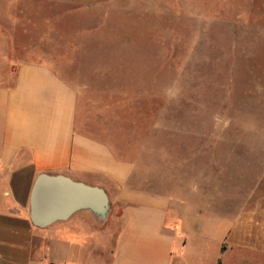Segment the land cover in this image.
Instances as JSON below:
<instances>
[{
	"label": "rangeland",
	"instance_id": "1",
	"mask_svg": "<svg viewBox=\"0 0 264 264\" xmlns=\"http://www.w3.org/2000/svg\"><path fill=\"white\" fill-rule=\"evenodd\" d=\"M37 54L123 120L160 192L228 210L234 169L214 183L211 161L264 162V0H0V75L7 56ZM216 251L185 253L203 264H264V252Z\"/></svg>",
	"mask_w": 264,
	"mask_h": 264
},
{
	"label": "crops",
	"instance_id": "2",
	"mask_svg": "<svg viewBox=\"0 0 264 264\" xmlns=\"http://www.w3.org/2000/svg\"><path fill=\"white\" fill-rule=\"evenodd\" d=\"M5 65L11 74L0 75V264H76L75 255L92 257L91 264H203L185 253L188 245L217 255L264 252V181L254 182L264 179V162L211 161L214 183L225 167L234 169L228 174L238 181L236 191L222 197L235 200L228 210L215 201L204 207V197L194 202L160 192L126 142L123 120L95 103L88 88L38 54L7 56ZM40 175L103 190L108 215L79 210L36 225L31 202ZM115 212L119 226L111 234L107 222ZM220 261L227 258L212 264Z\"/></svg>",
	"mask_w": 264,
	"mask_h": 264
},
{
	"label": "water",
	"instance_id": "3",
	"mask_svg": "<svg viewBox=\"0 0 264 264\" xmlns=\"http://www.w3.org/2000/svg\"><path fill=\"white\" fill-rule=\"evenodd\" d=\"M31 204L32 220L41 227L66 219L79 210H89L104 220L110 209L103 190L48 175H40L37 179Z\"/></svg>",
	"mask_w": 264,
	"mask_h": 264
}]
</instances>
